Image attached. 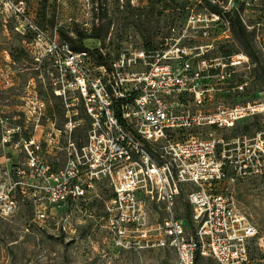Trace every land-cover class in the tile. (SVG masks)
I'll return each mask as SVG.
<instances>
[{
	"label": "built area",
	"instance_id": "obj_1",
	"mask_svg": "<svg viewBox=\"0 0 264 264\" xmlns=\"http://www.w3.org/2000/svg\"><path fill=\"white\" fill-rule=\"evenodd\" d=\"M10 6L15 17L25 16L24 0ZM21 21L14 29L27 37L24 43L33 63L17 72L32 70L33 86L22 96L13 123L0 124V144L24 152V167L15 163L14 172L27 170L39 181V206L72 207L100 198L104 213L99 217L116 246L171 249L176 260L162 264H194L197 257H210L216 264H247L252 246L264 264V235L219 188L226 179L264 173V136L225 140L202 134L232 127L244 115L264 110V96L212 112L179 110L185 95L196 104L206 100L205 90L175 66L180 60L189 66L184 46L175 43L108 57L101 47L74 50L56 31L49 33L32 19ZM141 62L145 65L137 69ZM36 79L60 101V113L45 112L34 89ZM5 84L15 86L8 74ZM38 130L43 136L37 137ZM58 150L65 165L53 169L46 155L56 156ZM105 190L109 194L100 195ZM183 191L191 229L187 218L176 212ZM155 206L165 216L151 222ZM13 207L8 193L0 210Z\"/></svg>",
	"mask_w": 264,
	"mask_h": 264
},
{
	"label": "rangeland",
	"instance_id": "obj_2",
	"mask_svg": "<svg viewBox=\"0 0 264 264\" xmlns=\"http://www.w3.org/2000/svg\"><path fill=\"white\" fill-rule=\"evenodd\" d=\"M18 1L0 0L2 125L13 123L12 116L19 114L22 107V96L33 86L29 84L32 70L17 72L33 63L24 43L27 37L14 29L25 18L49 33L56 31L60 39H64L61 29L74 40L81 31L86 36L82 45L101 47L108 57L175 43L184 46L188 49L185 60L189 66L183 67L182 60L175 66L195 80L200 90H205L206 100L196 104L189 94L185 95L177 104L179 110L212 112L252 103L264 96V0H24L27 11L24 17L17 18L10 5ZM239 24L245 30L242 34L237 33ZM144 65L138 63L136 68ZM6 73L15 82L12 88L5 84ZM34 89L44 102L45 112H61L60 101L37 79ZM202 134L220 139L264 136V110L244 115L232 127L205 129ZM36 135L43 136L40 130ZM25 160L22 149L0 144V209L4 208L8 193L14 201L11 211L0 210V264H162L176 260L169 248L137 251L117 247L99 217L104 213L100 198L91 199L88 204L77 201L72 207L46 205L43 210L40 199L35 197L39 181L33 180L27 170L22 175L14 172V164L23 168ZM45 160L53 169L65 165L61 150L56 156L46 155ZM219 188L233 198L238 209L264 235V173L226 179ZM107 194L108 190L100 193ZM40 211L45 215L40 216ZM176 212L188 219V229L193 228L184 191ZM164 216L163 209L155 206L149 219L155 222ZM251 257L249 264H260L254 246ZM194 264L216 262L210 257H197Z\"/></svg>",
	"mask_w": 264,
	"mask_h": 264
},
{
	"label": "trees",
	"instance_id": "obj_3",
	"mask_svg": "<svg viewBox=\"0 0 264 264\" xmlns=\"http://www.w3.org/2000/svg\"><path fill=\"white\" fill-rule=\"evenodd\" d=\"M210 4V3H209ZM212 7L214 6V5H212V4H210ZM245 32V30H244V28H243V26L241 25V24H239V26H238V28H237V33L238 34H242V33H244ZM59 33H60V35H61V37L62 38H64L63 40H65V41H67L68 43H69V45L71 46V48L72 49H74V50H82V49H84V48H86L87 47V45H85V43H83V45H82V43H81V40L83 39V38H85L86 36L81 32V31H78V39L77 40H74L73 38H71L64 30H60L59 31ZM96 37H99V35H96ZM97 39V38H96ZM71 41H74L75 43L73 44ZM144 50H146V49H144ZM147 50H151V49H147ZM152 50H154V49H152ZM186 221H188L187 219H186ZM252 258V257H251ZM251 258H250V261L247 263V264H249L250 262H251ZM197 259V258H196Z\"/></svg>",
	"mask_w": 264,
	"mask_h": 264
},
{
	"label": "bare ground",
	"instance_id": "obj_4",
	"mask_svg": "<svg viewBox=\"0 0 264 264\" xmlns=\"http://www.w3.org/2000/svg\"><path fill=\"white\" fill-rule=\"evenodd\" d=\"M55 208V207H54ZM56 209V208H55Z\"/></svg>",
	"mask_w": 264,
	"mask_h": 264
}]
</instances>
